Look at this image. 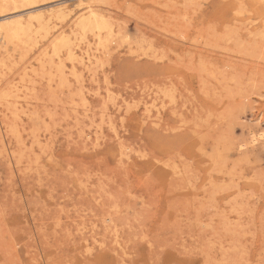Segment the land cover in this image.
I'll return each instance as SVG.
<instances>
[{
    "label": "rangeland",
    "instance_id": "374dc122",
    "mask_svg": "<svg viewBox=\"0 0 264 264\" xmlns=\"http://www.w3.org/2000/svg\"><path fill=\"white\" fill-rule=\"evenodd\" d=\"M78 1L0 41V264H264V5Z\"/></svg>",
    "mask_w": 264,
    "mask_h": 264
},
{
    "label": "bare ground",
    "instance_id": "6f19581e",
    "mask_svg": "<svg viewBox=\"0 0 264 264\" xmlns=\"http://www.w3.org/2000/svg\"><path fill=\"white\" fill-rule=\"evenodd\" d=\"M37 1L36 0H0V11L6 10V9H7L6 11H8L9 7L13 8V10L16 8L20 9L23 7L24 8L25 7L30 8ZM258 1L261 3V5H259V7H258V10L260 9V11H263L262 7L264 5V0H258ZM77 5H78V7H80V14L77 17H80V18H78V20H76V23H74V25H75L74 28L73 27L71 28L72 33L75 34L78 32L79 34H85L87 31L92 32L94 39H97L98 46L101 47V49L106 48L108 41H110V40L115 41V37L112 35V32H113L112 28L110 27L108 22L102 18V16H99L96 13L95 9L93 8V2H91V1L90 2H84L82 0H79ZM25 9L28 10V8H25ZM65 9L66 8H63V7L52 9L46 14V17L48 20L64 19L68 15L67 10H65ZM32 11L28 10L25 17L21 16L20 13L16 16H15V14H11L10 16H13L12 18L5 19L6 17H1L2 18L1 21H3V22H0V41L2 44H9V43L18 44V43L22 42L24 40V38H28V39L31 38L32 33L36 32L34 29L44 28V26L42 25L45 22V19L43 20V18H44L43 14L44 13L32 12ZM45 12H47V11H45ZM81 16H84V17H81ZM33 20L37 21L36 23H37L38 27L34 26ZM41 26H43V27H41ZM103 33H105L106 36H103ZM56 36H57L56 37L57 41L54 42L52 51H53V53H55L57 55V52L60 50L59 47L60 46H67V44L69 43V40L64 35V30L58 31ZM56 38H54V39H56ZM80 57L82 58V56H80ZM19 93H21V92H19ZM21 97H23V96H21ZM17 116H18V114H17ZM249 133H250L249 140L255 141L256 140L255 131L251 130Z\"/></svg>",
    "mask_w": 264,
    "mask_h": 264
}]
</instances>
